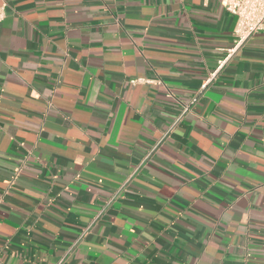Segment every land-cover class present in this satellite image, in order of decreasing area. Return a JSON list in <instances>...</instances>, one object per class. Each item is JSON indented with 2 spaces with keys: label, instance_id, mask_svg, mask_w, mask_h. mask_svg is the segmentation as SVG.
Masks as SVG:
<instances>
[{
  "label": "crops",
  "instance_id": "0c3cea01",
  "mask_svg": "<svg viewBox=\"0 0 264 264\" xmlns=\"http://www.w3.org/2000/svg\"><path fill=\"white\" fill-rule=\"evenodd\" d=\"M0 8V264H264V31L172 127L233 44L219 0Z\"/></svg>",
  "mask_w": 264,
  "mask_h": 264
},
{
  "label": "built area",
  "instance_id": "2783aa9c",
  "mask_svg": "<svg viewBox=\"0 0 264 264\" xmlns=\"http://www.w3.org/2000/svg\"><path fill=\"white\" fill-rule=\"evenodd\" d=\"M221 6L230 14L236 17L235 28L233 31V44L226 50L225 56L217 62L216 69L209 74L196 90L190 100L182 106L180 114L174 119L172 127L179 122L182 117L187 114L192 106H194L204 90L209 86L215 75L223 68L225 63L245 44V42L252 36L264 31V0H219ZM2 9L0 8V17L2 15ZM130 84H136L139 82L148 81L144 79L130 80ZM170 130L165 134L168 135ZM157 145L151 150L153 151ZM150 152H148L144 158V161L148 159ZM137 169L131 174L133 175ZM100 217V213L95 215L94 222ZM87 229L84 231L86 232ZM74 246V245H73ZM61 264V262L59 263Z\"/></svg>",
  "mask_w": 264,
  "mask_h": 264
}]
</instances>
